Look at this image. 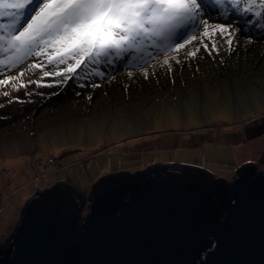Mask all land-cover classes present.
<instances>
[{
    "label": "rangeland",
    "instance_id": "1",
    "mask_svg": "<svg viewBox=\"0 0 264 264\" xmlns=\"http://www.w3.org/2000/svg\"><path fill=\"white\" fill-rule=\"evenodd\" d=\"M260 31L242 36L231 54L224 37L213 36L222 49L215 58L201 50L191 61L182 56L184 65H175L174 72L160 70L150 78L139 72L129 78L120 68L111 83L96 79L104 85L97 89L90 82L81 88L83 81L74 79L64 87L0 86V241L28 193L61 175L75 186L73 178L75 184L87 183L105 165L132 173L192 157L213 170L242 161L264 168ZM22 79L39 80L41 70L26 72ZM52 92L57 95L49 98ZM89 190L80 189L83 194Z\"/></svg>",
    "mask_w": 264,
    "mask_h": 264
},
{
    "label": "snow or ice",
    "instance_id": "2",
    "mask_svg": "<svg viewBox=\"0 0 264 264\" xmlns=\"http://www.w3.org/2000/svg\"><path fill=\"white\" fill-rule=\"evenodd\" d=\"M221 20L224 22H219ZM256 29L261 30L264 38V0H0V77H3L0 86L11 83L16 90L32 83L47 88L64 87L74 79L83 81L79 83L81 88L90 82L91 87L97 89L104 85L96 83V79L111 83L117 79L120 68L126 70L129 78H135L137 72L150 78L160 70L174 72L175 65H184L182 56L191 61L201 50L215 58L222 51L213 39L216 35L224 37L231 54L240 38ZM48 66L53 70L48 71ZM17 69L20 70L18 75L10 74ZM36 69L41 70V79L26 82L22 79L26 72ZM45 77L53 79L45 81ZM3 95L9 93L5 91ZM26 95L31 93L26 92ZM55 95L57 93L52 92L49 98ZM12 99L19 100V97ZM261 124L264 125V119ZM250 126L254 127L255 121ZM181 163L187 166L176 179L206 189L210 178H215L217 185L231 191L234 197L226 216L217 224L224 246L217 251L213 240L211 249L198 253L205 257L200 264H264V168L260 172L258 213L253 215L249 225L250 233L256 238L255 258H250L238 255L234 249L238 247L239 233L235 222L248 209V193L252 189V177L248 173L252 171V162L242 161L241 165L215 170L195 163V157ZM59 181L36 186L43 191L29 192L31 199L21 201L22 207L11 229H5V236L12 237L16 251L2 264H81L29 258L26 248L34 225L53 208L70 209L74 219L76 208L72 195H80L81 188H90L88 199L93 204L86 205L80 213V219L86 224L93 205L103 214L108 206L106 194L116 190L131 191L135 178L117 173L112 165H105L93 172L87 183L75 184L73 178L75 186H71L63 175L59 176ZM129 204H133L132 199ZM130 210L134 211V206ZM229 220L233 223H226ZM199 226V221L191 222V227ZM209 255L211 259L207 258Z\"/></svg>",
    "mask_w": 264,
    "mask_h": 264
},
{
    "label": "water",
    "instance_id": "3",
    "mask_svg": "<svg viewBox=\"0 0 264 264\" xmlns=\"http://www.w3.org/2000/svg\"><path fill=\"white\" fill-rule=\"evenodd\" d=\"M186 166L154 163L132 173L116 171L135 178L131 191L107 193L106 211L101 214L93 205L86 224L80 219V213L86 205L93 204L88 199L90 190L88 194L74 193L75 218L68 208L51 209L33 227L26 248L29 258L81 264L122 261L200 264L205 257L198 253L211 249L213 240L217 251L224 246L217 224L226 216L234 197L231 191L218 186L215 178H210L206 189L176 179ZM260 172L252 162V171L248 173L252 177L248 209L235 222L239 233L236 237L238 247L234 251L250 258H255L256 238L250 233L249 225L253 215L258 213ZM133 206L135 210L131 211ZM194 219L200 222L199 227H191ZM5 239L0 241V264L16 251L12 237L9 235Z\"/></svg>",
    "mask_w": 264,
    "mask_h": 264
},
{
    "label": "trees",
    "instance_id": "4",
    "mask_svg": "<svg viewBox=\"0 0 264 264\" xmlns=\"http://www.w3.org/2000/svg\"><path fill=\"white\" fill-rule=\"evenodd\" d=\"M23 99H20V101H22Z\"/></svg>",
    "mask_w": 264,
    "mask_h": 264
}]
</instances>
